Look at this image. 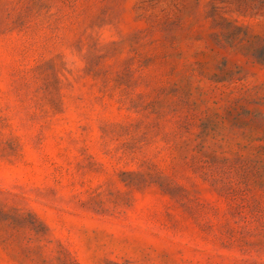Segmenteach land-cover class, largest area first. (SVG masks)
Wrapping results in <instances>:
<instances>
[{"label":"rangeland","instance_id":"rangeland-1","mask_svg":"<svg viewBox=\"0 0 264 264\" xmlns=\"http://www.w3.org/2000/svg\"><path fill=\"white\" fill-rule=\"evenodd\" d=\"M0 264H264V0H0Z\"/></svg>","mask_w":264,"mask_h":264}]
</instances>
